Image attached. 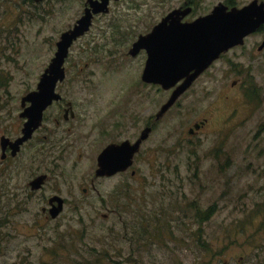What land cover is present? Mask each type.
<instances>
[{"label": "rangeland", "instance_id": "rangeland-1", "mask_svg": "<svg viewBox=\"0 0 264 264\" xmlns=\"http://www.w3.org/2000/svg\"><path fill=\"white\" fill-rule=\"evenodd\" d=\"M84 1L0 4L3 19L19 22L20 70L13 72L12 88L36 83ZM184 1L111 0L109 11L70 46L62 89L85 110L84 123L112 121L115 133L102 140L130 137L131 143L147 124L153 127L130 169L96 178L94 187L95 132H72L73 148L59 166L41 155L30 163L25 149L6 178L25 189L37 172L50 170L49 179L34 197L23 194L21 204L0 197V264H176L177 258L179 264H264V47L257 48L264 28L223 52L157 116L172 89L142 81L146 53L131 55L129 48ZM217 1L192 0L185 18L208 12ZM199 120L204 125L190 133ZM55 191L65 204L51 218L41 206ZM135 245L141 251L131 254ZM170 247L177 257L165 251Z\"/></svg>", "mask_w": 264, "mask_h": 264}, {"label": "water", "instance_id": "water-1", "mask_svg": "<svg viewBox=\"0 0 264 264\" xmlns=\"http://www.w3.org/2000/svg\"><path fill=\"white\" fill-rule=\"evenodd\" d=\"M87 2L83 13L74 24L60 33L55 55L41 76L38 90L25 96L32 104L26 109L28 118L25 121L24 134L16 140L17 142L25 140L39 125L45 106L53 99L59 98V93L54 89L55 83L58 78L64 76L62 64L73 40L89 29L93 14L107 11L109 8V0ZM189 10L190 7L168 11L150 31L140 34L129 48L131 54H135L140 48H145L147 52L141 74L144 81L158 83L163 88L175 85L167 101L161 105L157 116L189 88L221 52L243 43L247 35L264 24V1L252 0L246 5L230 9L219 3L206 14L189 21L182 20ZM263 46L264 37L258 49ZM148 131V127L143 129L140 137L133 143L123 140L105 146L97 155L96 174H112L128 167ZM60 202L52 211V216L59 212Z\"/></svg>", "mask_w": 264, "mask_h": 264}, {"label": "flooded vegetation", "instance_id": "flooded-vegetation-1", "mask_svg": "<svg viewBox=\"0 0 264 264\" xmlns=\"http://www.w3.org/2000/svg\"><path fill=\"white\" fill-rule=\"evenodd\" d=\"M4 1L6 0H0V4L3 3ZM11 1H15V0H11ZM30 1L33 2L32 4L33 7H36L38 6L37 3L42 0H30ZM110 1L111 0H109L108 7L110 4ZM251 1L252 0H249L246 3L239 5L234 0H219L214 5H212L211 9L216 4H219V3L227 6V9H230L231 7H241L243 5L248 4ZM257 1L261 2L264 0H257ZM87 4L88 2L87 0H85L83 3L81 14L83 13ZM186 7H190L189 11L192 10V7H193L192 0H185L183 3H181L180 5L174 8L184 9ZM108 11H109V8L107 11H102V12L93 14L90 26L93 23V19L98 14L108 12ZM189 11L183 16L182 20L189 21V20L194 19V18L192 19L185 18V16L189 13ZM206 13H202V14H206ZM202 14H199V15H202ZM74 22L67 28L71 27L74 24ZM13 23H14L13 20L3 19L0 13V197L5 196V195L9 196L10 198L15 199V202L16 203L18 202L19 204L23 203V198H24L23 194H25L26 196H30V198L34 197V194L38 192L40 189H42V187H44L45 182L49 179L48 172H50V170L43 171V172H37L36 174H33L26 181V189H25V186L23 185L22 182L17 181V180H14V182H12L8 177L6 178V172L8 170V167L11 166V162L17 159L25 151V149L29 151V162L30 163L32 161H35L36 158L41 155L42 157H49L50 162L54 163L56 166H59V159L66 152H69L73 148L71 145L72 137L70 136L72 132H75V133L82 132L85 137H86V134H89V133L91 134L95 132L96 135L99 136V141L97 143H100V144H99V148L95 155V160H94L95 162V166L93 170L94 175L90 176V184L92 187H94L95 185L96 178L101 179V180L108 179V178L116 176L120 172H125L128 169H130L131 165L126 167L124 170H117L112 174H103V175L96 174L95 170L97 168V155L99 154V152L108 144L119 143L123 140L130 141L131 138L124 137L123 139H120L118 137H115V138L110 137L105 140H102V136L104 134L110 135L109 132L111 131L112 127L115 126V123H112V121H105L102 119L94 120L88 124L84 123L85 118H83V115H85L84 114L85 110L81 111L78 106H75V102L73 100L66 98V96L64 95L65 89H62V85H63L62 82L66 79V75H67V62H68L69 51L62 64V66L64 67V76L62 78H58L55 83L54 89L56 92L59 93L60 95L59 98L53 99L47 106H45V108L42 111V117H41V121L39 125L31 131L30 135L22 142L16 141L18 138H20L24 134V125H25V121L28 118L25 114L27 112L26 109L32 104L31 100L26 99L25 96L28 95L29 92L38 90L41 76L45 72L49 63L51 62L52 57L55 55V51L57 49V41L59 40L60 34L55 41L54 53L50 57L47 64L44 66L43 70L39 73L36 83L31 86L26 85L25 87H23L21 84V88L18 90L17 88H12L13 86L10 84V81L13 78V72L20 70L19 69L20 66L17 67V65H19V61H18V58L16 57V55H18V50H19L17 49L16 44L20 40V37H19L20 35L18 33V28H17L19 27V22H17V24H13ZM152 27L153 25L146 31L139 33L137 35V38L140 34H144L150 31ZM262 28H264V24H262L257 30L260 31V29ZM87 31H85L82 35H84ZM80 36H78L76 39H78ZM75 40H73V42ZM73 42L71 43V45L73 44ZM241 44H238V45H241ZM234 46H237V45H234ZM261 49H258V50H261ZM142 50L146 53V56H147V52L145 48H140L135 54L139 53ZM222 53L223 52H221V54ZM135 54H131V55H135ZM141 80L144 81L142 78ZM177 84H179V81L177 82ZM174 87L175 85L170 88L173 90ZM74 119L76 122L75 121L72 122V120ZM155 120H156V117H155ZM110 123H112L113 125H110ZM204 123H205L204 120H199L198 122H195L193 126H190L188 131L190 133L196 132L204 125ZM85 127H88L87 129L88 132H86ZM146 127H148L149 131H151L153 126L152 124L151 125L147 124L145 128ZM112 130L115 133V130L114 129ZM34 140H39V142L36 144V146L33 149L32 143ZM139 148H140V145H139ZM133 158H134V155H133ZM38 178H40V180H38ZM86 190L87 188L83 187L82 191H86ZM59 202H60V210L56 215H59L60 212L62 211L64 204H65V198L56 191L53 193H50L48 196H46V204L41 206V212H43L44 215H49L51 218H54L56 215L52 216V211H54L56 207L59 206ZM156 231H165V229H157ZM157 235L161 236L162 234L157 233ZM139 245H142V244H139ZM139 245H135V247L131 246V254H133L132 252L134 251L137 253L141 251V249H139L140 247ZM159 247H166V246L161 244ZM171 248L172 247L167 248L165 249V251L171 254H174L173 256L177 257L178 250L176 249L172 250ZM147 255L152 258L156 257V255L151 251H149ZM136 259H139V258L136 256ZM176 264H179V258H177Z\"/></svg>", "mask_w": 264, "mask_h": 264}, {"label": "trees", "instance_id": "trees-1", "mask_svg": "<svg viewBox=\"0 0 264 264\" xmlns=\"http://www.w3.org/2000/svg\"><path fill=\"white\" fill-rule=\"evenodd\" d=\"M210 209H211V208H210ZM207 213H212V212H210V211L208 210ZM196 217H197V219H198L199 215H196Z\"/></svg>", "mask_w": 264, "mask_h": 264}]
</instances>
